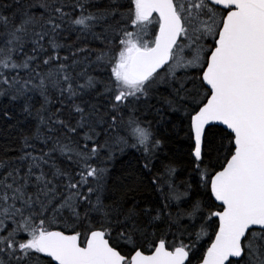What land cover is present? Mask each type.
Wrapping results in <instances>:
<instances>
[{"label": "snow or ice", "instance_id": "snow-or-ice-1", "mask_svg": "<svg viewBox=\"0 0 264 264\" xmlns=\"http://www.w3.org/2000/svg\"><path fill=\"white\" fill-rule=\"evenodd\" d=\"M0 264H264V0H0Z\"/></svg>", "mask_w": 264, "mask_h": 264}]
</instances>
